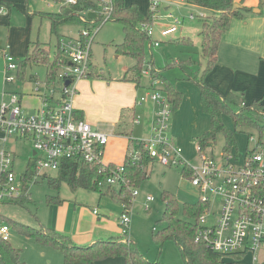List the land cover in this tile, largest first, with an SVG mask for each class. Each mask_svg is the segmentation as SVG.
<instances>
[{"label":"rangeland","instance_id":"obj_1","mask_svg":"<svg viewBox=\"0 0 264 264\" xmlns=\"http://www.w3.org/2000/svg\"><path fill=\"white\" fill-rule=\"evenodd\" d=\"M162 5L161 3V7ZM36 9L37 12L51 11L45 9L41 3H39ZM173 12L180 20L183 17L185 18L177 27L176 32L167 36H161L159 32L162 26L158 25H162L163 23L166 26L171 21L157 17L158 19L152 24L153 34L151 39L152 41H159V44L158 46H150L149 39L146 40L144 60L148 65L142 66L139 79L140 86L143 87L146 93L152 92L154 88L167 96V84L176 91L183 82H190V85L198 87L194 80L186 79L185 72L179 65L175 66L174 62L190 60L193 64L192 70H194L195 65L198 67L199 64H202L203 70L199 71L197 75H202L205 69L206 60L202 57L199 36V16L201 13L197 11V8L189 11L186 7H183V10L175 9ZM191 13L194 15V18L188 19V15ZM13 16H15L12 19H15L16 27L11 29L10 34H7L6 29L0 27V46L6 47L9 45L12 50L13 38L29 36L32 43L36 41L46 43L50 54L53 53L57 36L56 33H51L50 22L47 17L40 18L36 15L31 20H26L24 17H18L16 14H13ZM82 25V23L77 22H63L57 27V33L62 38L63 36L76 34ZM123 38L122 24L116 20H109L103 23L95 35L91 47L92 60L96 67L103 71L104 75L114 77L122 76L136 64V59L132 56L116 52L115 44L121 43ZM17 58L23 60L24 55H18ZM151 66L159 70V73L164 77L165 83L162 81L158 82L151 74L144 73V70L146 68L151 69ZM46 71L45 63L27 62L21 76L17 74L16 70L7 71L6 74L14 76L15 80L5 82L3 80V76L5 75L4 61L0 57V104L2 102L8 103L9 93L17 92L19 95L22 94L21 104L25 113L33 114L34 108L38 104L37 98L33 95L34 88L37 82L42 86V82L46 79ZM154 81L156 83L151 87V83ZM3 91L7 92L4 96H2ZM42 91L43 89L41 88ZM30 93L31 96L29 95ZM180 94L181 103L182 93ZM145 102L153 103L148 98L143 103ZM174 112L175 110L171 111L167 131L173 134V143L181 147L184 158L188 160V163L191 166H198L201 153L196 149L197 138L201 132L209 128V117L207 113L201 111V118L196 120L198 129H191V123L189 127L184 124L185 126L180 130L181 132L174 134L170 126ZM222 120L224 125L233 132L235 139L236 147H231L229 151L230 155L233 156L235 153L241 155L244 146L246 148L247 136L251 135L253 138H257L258 130L247 123H241L235 126L232 119L227 115H223ZM139 132V137H144V132ZM187 139L190 144L188 147L181 142ZM108 143L103 148L102 157L104 160ZM224 143V136L219 132L216 135L215 144L212 147L205 148L202 154L212 155L216 159V162L219 163L225 154ZM5 146V148L14 153L13 164L14 171L17 175L16 185H19V177L26 171L28 161L32 156V141L28 138L11 137L5 143ZM248 146L251 148V143ZM121 164L115 163V165ZM32 166H30V169H32ZM43 174L44 176L39 177L36 182H28L29 201H24V204L6 201L0 202V216L38 229L41 226H52V224L62 221L65 217L72 219L74 213L83 207L88 209L96 207L99 211V217L115 222L118 227V233H121L117 217L120 215L122 206L109 196H101L100 193L107 186L105 181L100 182L97 189H71L65 182H61L60 187L57 189L48 184V177L55 178L57 171L46 170ZM135 189L137 193L130 197L131 204L128 211L131 222L128 235L126 236L129 238L132 237L135 240L136 246L143 257L150 261H159L162 264H185L175 241L173 239H166L160 244L153 236V228L160 230L164 226L162 219L164 202L161 198L163 191L174 193L181 208L185 202H196L198 200L197 188L192 185L189 178L184 176L181 166H166L157 159H154L149 168V177L138 183ZM48 196L57 197L60 201L48 202ZM147 196H151L153 199L147 203L149 209L145 210ZM220 208V198L216 195L211 196L208 213L206 215V220L209 223L219 214ZM181 216L184 215L181 213ZM190 221H193V219L190 218ZM9 226V241L15 247L21 249V257L28 264H64L63 255L58 248L50 244L48 245V243L36 241L26 233L17 230L12 224H9ZM227 259L233 262V264H258L264 260V246H260L253 253L244 252L239 259H237L236 255L229 256Z\"/></svg>","mask_w":264,"mask_h":264},{"label":"built area","instance_id":"obj_2","mask_svg":"<svg viewBox=\"0 0 264 264\" xmlns=\"http://www.w3.org/2000/svg\"><path fill=\"white\" fill-rule=\"evenodd\" d=\"M76 2L77 0H65L64 4ZM113 8L114 0H98V9L93 11L95 21H86L81 16L84 23L77 36L60 39L58 49L61 56L57 58L56 75L48 82H42V86L36 83L34 93L40 99V106L33 114L25 113L16 92L8 94V103L0 104V202L19 196L23 184L36 182L39 177L44 176L46 170L58 171L66 160L98 165L105 172L98 185L102 181L106 185L123 182V164L109 166L102 157L109 134L93 128L84 119L77 117L72 105V98L77 93L76 82L87 77L91 71V47L95 35L103 23L111 20ZM148 11L152 14V23L141 22L138 27L147 34L150 46L159 44V41L151 39L152 24L157 17L171 21L160 29L161 36L175 32L185 19L180 20L171 9L160 13V0H150ZM193 18L192 13L188 15V19ZM7 48L8 46L0 48V57L4 61L3 80L11 82L15 78L6 72L17 71L18 60L8 53ZM144 65L148 63L145 62ZM144 73L151 74V69L146 68ZM155 83L156 81L151 83V87ZM6 94L3 92L2 96ZM146 98L156 105L151 135L133 140L141 142L149 157L166 166L179 167L187 164L192 170L190 181L197 188L199 200L210 203L211 196L220 198V212L211 223L206 220L208 209L199 216L196 241L205 242L214 251L226 254L253 253L264 246V194L260 191L264 187V135L261 139L259 136H248L247 144L251 143V148L247 145L242 158L235 154H224L217 163L213 156L200 152L199 165L191 166L184 159L181 147L176 146L168 135V121L172 110L166 95L153 88L152 92L141 96L137 103H143ZM135 122L138 120L135 119ZM11 137L30 139L34 152L31 157V177L26 178L25 174H21L19 185H16L17 175L13 168L14 154L5 148V143ZM136 193V189H132L131 196ZM152 199L151 196L146 197L147 202ZM148 209L146 203L145 210ZM93 212L97 213V210L94 209ZM130 221L128 208L123 203L119 219L123 237L128 235ZM9 230V224L0 219L2 240H9ZM258 264H264V260Z\"/></svg>","mask_w":264,"mask_h":264},{"label":"trees","instance_id":"obj_3","mask_svg":"<svg viewBox=\"0 0 264 264\" xmlns=\"http://www.w3.org/2000/svg\"><path fill=\"white\" fill-rule=\"evenodd\" d=\"M197 4L209 11L206 15H200V46L202 57L206 60V66L203 72L210 70L217 62L218 48L222 34L228 30L230 21L233 18L244 19L245 7L237 6L234 8V0H198ZM98 9V0H77L75 4H65L59 13H46L50 20L51 33H56L57 49L51 61L47 59V53L39 47V43H34L32 49H28L23 60H18L17 74L20 76L27 62L48 61L49 70L46 72L47 82L54 78L58 69L57 58L61 56L58 44L61 36L57 33V27L63 22L84 23L80 17L83 16L86 21H95V17H88L89 11ZM111 20L119 21L122 24L124 38L121 43L115 44L117 53L127 54L136 59L133 69L140 77L142 66L145 63L144 49L148 36L139 29L141 22L152 23V14L147 11L142 13L134 4L126 5L124 0H114L113 13ZM174 65L185 72L188 80H194L200 90L199 102L203 112L210 116L209 128L197 138L198 152H202L207 147H212L216 142L217 133L221 132L224 136V153L230 154L231 147L235 146L233 132L228 129L222 120L223 115L229 116L234 125L247 123L258 130V136L261 139L264 135V113L259 101H253L251 104H245L243 96L230 93L227 96L221 95L214 88L206 84L202 75H197V70H192V62L177 61ZM152 77L165 83L164 77L159 70L151 68ZM97 76L96 66L91 65V71L88 77ZM167 99L171 109L176 110L181 101V94L167 84ZM132 144L131 152L126 155L122 163L124 172L122 173L123 182L118 185H107L100 194H108L112 199L119 203H124L127 208L131 204V191L138 183L149 177V163L153 160L149 157L146 150L143 149L141 142L135 140ZM236 155V153H235ZM212 156V155H210ZM33 161L30 159L27 169L24 172L26 178L31 177L30 166ZM113 166V164H109ZM182 173L185 177L191 178L192 170L184 164ZM105 175V172L95 164L66 160L57 171L55 178L48 177V184L51 187L59 188L61 182H65L71 189H97L98 181ZM28 184H23L21 194L12 197L6 202L24 204L29 201ZM260 191L264 194V187ZM124 194V195H123ZM164 202V211L162 219L164 226L160 230L153 228L154 238L162 244L166 239H173L180 249L181 256L185 264H233L227 257L235 254H226L214 251L207 243L196 241V234L199 230L198 218L204 210L208 209L209 202L197 200L196 202H185L181 208L176 195L170 191H163L161 195ZM48 202H59V198L48 196ZM181 213L184 216H181ZM190 218L193 221H190ZM0 219L12 224L17 230L26 233L41 243H48L58 248L63 255V263L71 264L76 261L83 264H89L98 259L110 256H122L124 264H162L159 261H150L143 257L136 246V243L126 238L113 239L107 242L94 243L89 246H79L71 242L69 237L55 231L52 228L40 227L38 229L19 223L13 219L0 216ZM0 264H28L21 257V249L15 247L9 240L0 238Z\"/></svg>","mask_w":264,"mask_h":264},{"label":"crops","instance_id":"obj_4","mask_svg":"<svg viewBox=\"0 0 264 264\" xmlns=\"http://www.w3.org/2000/svg\"><path fill=\"white\" fill-rule=\"evenodd\" d=\"M64 1L65 0H0V27L6 29L7 34H10L11 29L16 27L15 19H12V17H15L13 14H16L18 17L22 16L26 20H31L36 15L40 18L47 17L46 13H59L62 6L65 5ZM149 1L150 0H124L126 5L134 4L144 14L148 11ZM160 1L163 4L160 13H162V11L166 13L170 9L172 11L175 9L183 10V7H186L189 11L197 8V11H199L201 15H206L209 12L197 4L198 0ZM234 1L239 6L246 8V10H244V19L233 18L230 21L228 30L221 36L217 62L210 70L203 72L202 77L206 84L223 96H227L230 93L240 94L243 96L245 104L247 105L256 100L259 101L262 106V113H264V0ZM39 3H41L45 9L51 11L37 12L36 7H38ZM47 19L50 22L48 17ZM167 25L169 24L167 23ZM158 26H162L160 28L162 29L165 25L162 23V25L159 24ZM78 32L79 30L76 34L65 37H76ZM65 37L63 36V38ZM36 42H38L40 44L39 47L47 53L48 61H51L56 53L57 42L51 54L46 47V43ZM34 43L30 41L29 36L13 38V48L11 50L10 46L7 44V51L10 55L14 54L16 57L14 55L12 56L19 60L17 56L24 55L25 57L28 49L30 50L35 46ZM32 44L34 45L32 46ZM0 48H3V46H0ZM48 61H42V63H45L46 70H49ZM91 62L92 65L96 66L92 60V53ZM96 69L100 74L99 77H82L76 82L77 93L72 98V105L76 111L77 117L84 119L93 128L109 134V143L106 149L105 160H103L107 164L115 165V163H123L125 161L126 155L131 152L132 144L134 143L132 142L133 139H143L151 135V126L156 105L151 102L137 103L146 92L143 87L140 86V77H137L133 68L127 70L124 75L116 77L104 75L102 70L97 67ZM194 70L198 72L203 70L202 64H199L198 67L195 65ZM45 81H47V79H45ZM176 91L182 93V102L174 112L170 125L172 132L174 134L179 133L181 132L180 130H182L181 128L185 125L189 127L190 123L191 129H198L196 120L201 118L202 111L199 102V88L190 85V82H183ZM21 95L22 94L19 95L20 102H22ZM29 95L31 96V93ZM33 95L38 100V104L34 108L35 111V109L40 106V99L34 92ZM208 117L210 125V116L208 115ZM135 119H137L138 122H135ZM139 131L144 132V137H139ZM203 132H201V134ZM168 135L171 141L174 142L173 134L168 131ZM181 142L187 147L190 145L188 139L182 140ZM247 142L248 138L246 139V143ZM247 145L248 144H246V148ZM246 148L244 146L241 155L237 153L236 155L242 158ZM153 160L150 161L149 166L153 163ZM102 195L111 197L108 194ZM145 202L148 203L146 200ZM120 204L122 206V203ZM94 209H96V207H92L91 209L83 207L74 213L72 219H67L65 217L62 221L52 224V226L41 227L55 228L57 232L66 235L73 244L79 246H89L96 242H107L113 239L123 238L124 240V238L127 237H123L121 233H118V227L115 222L99 217V211L96 209L97 213H94ZM121 213L122 210L120 214ZM117 218L119 220L120 215ZM126 239L135 242L132 237H127ZM243 253L244 252L235 254L237 259H239ZM71 264L83 263L76 261ZM89 264H124V260L122 256H110L98 259Z\"/></svg>","mask_w":264,"mask_h":264},{"label":"water","instance_id":"obj_5","mask_svg":"<svg viewBox=\"0 0 264 264\" xmlns=\"http://www.w3.org/2000/svg\"><path fill=\"white\" fill-rule=\"evenodd\" d=\"M238 6L237 3L234 4V8H236ZM88 17L92 18V17H95V13L93 11H89L88 14H87ZM68 83V81H66V84ZM34 154V152H33Z\"/></svg>","mask_w":264,"mask_h":264}]
</instances>
